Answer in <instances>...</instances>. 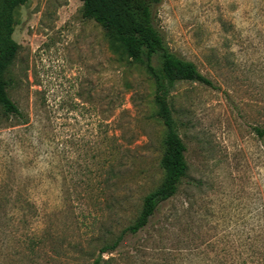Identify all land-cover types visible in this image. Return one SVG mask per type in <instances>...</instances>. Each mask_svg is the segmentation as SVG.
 Returning <instances> with one entry per match:
<instances>
[{"label":"rangeland","instance_id":"374dc122","mask_svg":"<svg viewBox=\"0 0 264 264\" xmlns=\"http://www.w3.org/2000/svg\"><path fill=\"white\" fill-rule=\"evenodd\" d=\"M154 17L170 50L213 86L181 82L172 93L189 171L131 234L164 178L153 80L111 50L82 0L16 10L10 94L23 117L0 108V264H93L121 236L106 264H264V0H162ZM93 90L95 114L85 112ZM96 114L128 151L111 189L87 195Z\"/></svg>","mask_w":264,"mask_h":264},{"label":"trees","instance_id":"16d2710c","mask_svg":"<svg viewBox=\"0 0 264 264\" xmlns=\"http://www.w3.org/2000/svg\"><path fill=\"white\" fill-rule=\"evenodd\" d=\"M29 0H0V108L8 119L22 118L19 106L11 97V67L19 51V44L13 35L16 27L15 12ZM83 17L99 24L106 32L111 50L121 55L129 65L141 66L154 82V106L156 117L165 128L164 154L160 168L164 178L160 186L146 195L140 215L127 229L137 234L146 228L156 216L160 207L174 198L189 171L186 159L187 147L180 136L174 117L172 93L181 82H196L213 86L197 65L175 54L168 47L161 31L157 28L154 9L162 0H82ZM86 90V89H85ZM85 97V112L97 113L99 99L96 93ZM86 95V91H85ZM92 116L88 125L90 135H85V194H106L117 167L125 165V149L120 137L110 135L109 124L102 118ZM264 138V128H255ZM88 133V134H89ZM95 133H99V136ZM87 137H89L87 139ZM92 138V139H91ZM101 159V160H100ZM93 161V162H92ZM26 220V219H25ZM123 240L100 250L93 264H106L103 255L115 250Z\"/></svg>","mask_w":264,"mask_h":264}]
</instances>
